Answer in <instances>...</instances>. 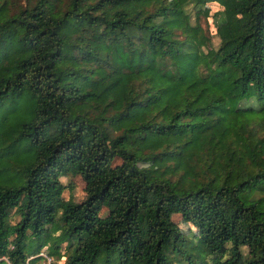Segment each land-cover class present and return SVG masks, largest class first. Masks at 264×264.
Returning a JSON list of instances; mask_svg holds the SVG:
<instances>
[{
	"label": "trees",
	"instance_id": "16d2710c",
	"mask_svg": "<svg viewBox=\"0 0 264 264\" xmlns=\"http://www.w3.org/2000/svg\"><path fill=\"white\" fill-rule=\"evenodd\" d=\"M22 97L0 264H264V0H0V108Z\"/></svg>",
	"mask_w": 264,
	"mask_h": 264
},
{
	"label": "rangeland",
	"instance_id": "374dc122",
	"mask_svg": "<svg viewBox=\"0 0 264 264\" xmlns=\"http://www.w3.org/2000/svg\"><path fill=\"white\" fill-rule=\"evenodd\" d=\"M211 13L208 15L203 14L200 18V23L205 28L206 32L211 36L213 45L217 46L220 43V38L217 33V24L212 16L213 13H216L219 10H222L225 6L214 2L211 5ZM195 22V17L193 18ZM5 104L0 108V123H10L13 127L24 118V115L28 113V109L31 105V101L28 98H20L17 101L16 106H6ZM3 120H5L3 122ZM12 127V128H13ZM26 156V155H24ZM64 184H71V187H68L64 192V196L67 199H72L75 202H81L86 198L85 192V182L80 176H64L62 177ZM105 210L102 211V214H105ZM176 220L179 221V217H176ZM183 229H186L183 224H181ZM66 244H63L62 254L65 252ZM48 246H45L40 253L43 258L39 260L37 264H51L52 262L59 261L63 263L65 256L58 258V256L50 257L47 252Z\"/></svg>",
	"mask_w": 264,
	"mask_h": 264
}]
</instances>
